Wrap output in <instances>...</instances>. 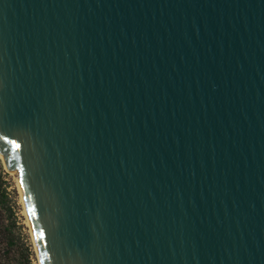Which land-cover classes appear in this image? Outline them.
Listing matches in <instances>:
<instances>
[{
  "label": "water",
  "instance_id": "95a60500",
  "mask_svg": "<svg viewBox=\"0 0 264 264\" xmlns=\"http://www.w3.org/2000/svg\"><path fill=\"white\" fill-rule=\"evenodd\" d=\"M0 158L39 264H264V0H0Z\"/></svg>",
  "mask_w": 264,
  "mask_h": 264
},
{
  "label": "rangeland",
  "instance_id": "374dc122",
  "mask_svg": "<svg viewBox=\"0 0 264 264\" xmlns=\"http://www.w3.org/2000/svg\"><path fill=\"white\" fill-rule=\"evenodd\" d=\"M6 173L5 188L9 195L8 208L10 210L0 214V229L7 227L8 237L13 241L12 246L9 247L10 262L11 264H39L16 179L7 171ZM1 240L5 244L4 236Z\"/></svg>",
  "mask_w": 264,
  "mask_h": 264
},
{
  "label": "trees",
  "instance_id": "16d2710c",
  "mask_svg": "<svg viewBox=\"0 0 264 264\" xmlns=\"http://www.w3.org/2000/svg\"><path fill=\"white\" fill-rule=\"evenodd\" d=\"M7 173L0 160V214L7 213L10 209L8 208L9 195L5 188V177ZM9 229L4 227L0 229V264H11L9 259V247L12 246L13 241L9 239ZM4 236L5 244L2 243L1 238Z\"/></svg>",
  "mask_w": 264,
  "mask_h": 264
},
{
  "label": "snow or ice",
  "instance_id": "6c2138e0",
  "mask_svg": "<svg viewBox=\"0 0 264 264\" xmlns=\"http://www.w3.org/2000/svg\"><path fill=\"white\" fill-rule=\"evenodd\" d=\"M13 147L14 148H19L20 145L19 144H16L15 142H13ZM40 236H41V238L43 237V232L40 233Z\"/></svg>",
  "mask_w": 264,
  "mask_h": 264
}]
</instances>
